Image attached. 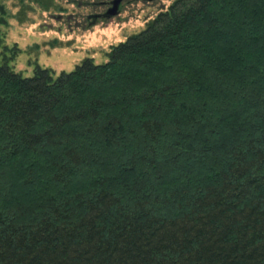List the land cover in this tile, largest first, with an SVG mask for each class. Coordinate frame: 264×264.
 <instances>
[{
    "label": "trees",
    "instance_id": "obj_1",
    "mask_svg": "<svg viewBox=\"0 0 264 264\" xmlns=\"http://www.w3.org/2000/svg\"><path fill=\"white\" fill-rule=\"evenodd\" d=\"M0 55V264H264V0H174L55 78Z\"/></svg>",
    "mask_w": 264,
    "mask_h": 264
},
{
    "label": "rangeland",
    "instance_id": "obj_2",
    "mask_svg": "<svg viewBox=\"0 0 264 264\" xmlns=\"http://www.w3.org/2000/svg\"><path fill=\"white\" fill-rule=\"evenodd\" d=\"M111 1L0 0V54L10 59V70L22 77H31L38 67L49 69L55 78L84 58L101 64L112 45L140 32L174 0H123L115 16L104 18Z\"/></svg>",
    "mask_w": 264,
    "mask_h": 264
},
{
    "label": "water",
    "instance_id": "obj_3",
    "mask_svg": "<svg viewBox=\"0 0 264 264\" xmlns=\"http://www.w3.org/2000/svg\"><path fill=\"white\" fill-rule=\"evenodd\" d=\"M121 1H123V0H112L110 2V8L107 9V11L104 14H102V17L110 18V16H115L117 14V12H118L117 8L120 5ZM137 1H142V2L143 1H149V2H151V1H154V0H137Z\"/></svg>",
    "mask_w": 264,
    "mask_h": 264
}]
</instances>
